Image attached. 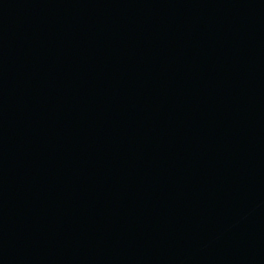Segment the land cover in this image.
<instances>
[{
	"label": "water",
	"instance_id": "95a60500",
	"mask_svg": "<svg viewBox=\"0 0 264 264\" xmlns=\"http://www.w3.org/2000/svg\"><path fill=\"white\" fill-rule=\"evenodd\" d=\"M264 97V0H0V264H46Z\"/></svg>",
	"mask_w": 264,
	"mask_h": 264
}]
</instances>
